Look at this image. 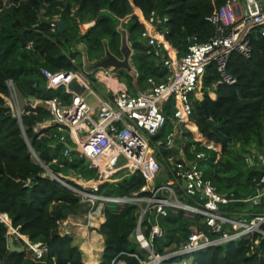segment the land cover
<instances>
[{"label":"trees","instance_id":"trees-1","mask_svg":"<svg viewBox=\"0 0 264 264\" xmlns=\"http://www.w3.org/2000/svg\"><path fill=\"white\" fill-rule=\"evenodd\" d=\"M12 1L11 5H0V211L7 212L12 225L27 234L31 241L40 242L43 252L35 255L33 249L22 241L24 250H10L9 226L0 221V261L3 263L10 255V264H86L73 234L60 230L63 219L85 212L81 210L80 195L49 174L42 162L76 187L81 185L69 177L71 170L85 177H93L95 171L77 152L72 151L70 156L64 154L71 141L59 140L62 131L58 126H49L40 132L35 130L37 122L51 115L44 106H28L30 112L23 114L22 127L5 104L6 79L12 77L24 96H58L65 102L70 101L71 93L65 87L43 91L46 79L41 67L53 71L84 68L85 60L102 58L106 46L121 55L118 24L129 17L124 26L133 47V64L140 73L138 81L144 89L149 76L161 79L166 74L161 60L141 37L150 26L151 18L157 15L166 17L167 37L172 43L168 55H182L192 42L189 36L195 35L200 42L210 38L213 24L207 16L224 0ZM56 13L66 23L64 30L58 26L52 28L46 18ZM85 22L89 24L82 32L80 25ZM30 40L33 44L28 48ZM251 42V56L233 52L228 60V69L236 76V82L219 84L215 89L216 98L205 93L214 123L208 122L197 101L189 125L194 139L213 142L217 147L209 161L207 176L220 191L233 192L240 198L253 194V177L264 173L256 157L251 163L244 156L245 152L254 155V150L264 153V35L252 33ZM79 44H84V48L80 49ZM119 75L128 79L132 86L133 77L127 70L121 69ZM218 76L216 64L211 63L204 76V85H212ZM215 157L217 161L214 162ZM143 183L142 174L134 173L116 183H102L100 192L129 194ZM247 205L249 202L245 201L230 203L232 208ZM253 209L264 211V202ZM136 211L133 204L122 207L114 203L106 205V218L99 228L105 237L100 264L144 262L147 252L132 240L137 223ZM162 223L167 233L157 240L161 251L165 245H178L188 237L192 228L199 227L182 212L170 213L162 218ZM257 239L258 243L255 242ZM194 258L198 264H264V237L255 233L215 244L197 251Z\"/></svg>","mask_w":264,"mask_h":264},{"label":"built area","instance_id":"built-area-1","mask_svg":"<svg viewBox=\"0 0 264 264\" xmlns=\"http://www.w3.org/2000/svg\"><path fill=\"white\" fill-rule=\"evenodd\" d=\"M12 3V0H0L1 7ZM41 11L43 13L44 9ZM46 18L55 28L61 16L56 13ZM207 18L213 24L210 38L200 42L195 35L189 36L192 42L188 50L182 55L171 56L168 55L172 43L167 37L166 17L157 15L151 18L150 26L141 37L161 60L166 74L161 79L149 76L148 88L137 86L140 73L134 64L128 71L136 85L134 91L127 89L119 75L120 70L114 71L112 67H99L93 71L86 68L53 71L41 67L47 88L65 87L71 93L68 102L58 96H24L12 77L6 79L7 91L3 97L10 111L22 119L23 114L30 112L28 106H44L51 115L37 122L35 130L40 132L43 128L58 126L62 131L59 140L71 141L64 154L70 156L75 151L94 169L93 177H85L73 170L69 172V177L81 187L61 178L65 185L80 195L81 202L93 204V210L87 214L88 226L93 217V229L100 228L106 218L105 207L108 204L121 207L133 204L137 207L133 237L147 252L142 264H198L194 254L199 250L255 233L264 237V211L253 209L264 202V173L253 177L254 192L246 198L220 191L207 176L209 161L217 151L216 145L194 139L189 131L196 102L206 92L216 98L215 89L219 84L236 82V76L228 69L231 54L239 52L246 57L251 56L252 33L264 35V0H224ZM124 21L118 24L120 32L127 30ZM32 44L30 40L27 47ZM211 63L216 64L219 76L212 85L205 86L204 76ZM92 73H96V78ZM73 78L84 87L82 93L69 88ZM98 83L105 87L102 94L96 91ZM212 91L216 93L215 97L211 95ZM89 95H93V102L88 101ZM166 128V137L161 138ZM71 146L76 149L72 150ZM254 152L253 160L256 157L264 168V153ZM134 173L142 174L144 183L129 194L100 192L102 183H116ZM240 201L249 202V205L242 208L230 206V203ZM100 204L101 210L97 212ZM179 212L193 219L199 227L192 228L188 237L178 245H165L161 251L157 240L167 233L162 218ZM0 221L9 226V235L31 247L35 255L42 254L41 243L31 241L27 234L14 227L7 212L0 211ZM255 242L258 243L259 239ZM117 264L127 263L119 261Z\"/></svg>","mask_w":264,"mask_h":264},{"label":"water","instance_id":"water-1","mask_svg":"<svg viewBox=\"0 0 264 264\" xmlns=\"http://www.w3.org/2000/svg\"><path fill=\"white\" fill-rule=\"evenodd\" d=\"M57 25L60 30H64L66 28V23L62 18L57 19ZM87 25H88V22L82 23L80 25L82 32H85ZM120 50H121V55H117L116 53L112 52L108 46H106L105 55L96 62L85 60L86 66L84 68H86L88 71H93L94 69H97L99 67H112L114 71H119L121 69L131 71L133 69V61H132L133 47L129 41V34L127 30L121 31ZM69 88L76 91L77 93H82L84 91V87L77 81L76 78H73L70 80ZM42 89L43 91L48 90L47 86H43ZM199 102L204 110V113L208 119V122L214 123V120L210 116V110H209L207 99L203 97L202 99H200ZM19 121L23 127L22 119H19ZM23 132H24V136L28 140L25 130H23ZM71 149L75 150L76 148L74 146H71ZM244 156L247 157L251 163H254L252 154L250 152H245ZM42 165L45 167V169L47 170L49 174H51L53 177L58 178L61 181V178L57 176V174L54 171H52V169L49 168L48 165L44 164L43 162H42ZM8 246H9V249L13 251L24 250V247L22 245H19L16 243V238L14 235L8 236ZM10 263H11L10 255H7V257L5 258L2 264H10Z\"/></svg>","mask_w":264,"mask_h":264},{"label":"bare ground","instance_id":"bare-ground-1","mask_svg":"<svg viewBox=\"0 0 264 264\" xmlns=\"http://www.w3.org/2000/svg\"><path fill=\"white\" fill-rule=\"evenodd\" d=\"M211 95L215 97L216 93L212 91ZM100 210H101V204L97 206L96 211L99 212ZM75 224H77L76 219H72L71 217L65 218L61 222V226L67 231H70V229ZM82 248L84 251V260L86 261L87 264H93V262H97L102 248L101 233L94 231V233H92V235L86 238L85 241L82 243ZM94 255L96 258L93 260Z\"/></svg>","mask_w":264,"mask_h":264},{"label":"crops","instance_id":"crops-1","mask_svg":"<svg viewBox=\"0 0 264 264\" xmlns=\"http://www.w3.org/2000/svg\"><path fill=\"white\" fill-rule=\"evenodd\" d=\"M89 24V23H88ZM87 28V27H86ZM80 49H83L84 48V44H79V46H78ZM127 86V85H126ZM136 86V85H135ZM137 86H139V88H142L141 86H140V84H139V81H137ZM97 88H96V91L98 92V93H104L105 92V87L103 86V84L102 83H98V85L96 86ZM134 89H135V87H134ZM81 216H82V218H85V215H71V216H69V217H71L72 219H76L77 220V224H75L76 226H73L71 229H70V231H68V232H73L72 234H73V236H74V242L76 243V244H78L79 246H80V248L82 249V251H83V248H82V243L85 241V239L86 238H88V237H90L91 235H92V233H94V231H97V232H99V229L98 230H94V229H92V231L90 232V231H87L88 230V228H87V224L85 223H82V222H79V221H81L80 219H82L81 218ZM77 225H80L79 227L77 226ZM75 229H79V231H80V233H81V235H82V238H83V240H81V241H79L78 242V238H77V236H76V233H74L76 230ZM61 232L62 233H66V229H63V228H61ZM101 233V232H100ZM101 243H102V248H101V251H100V255H99V259L97 260V262H93V264H100V262H101V260H102V255H103V251H104V247H105V237H104V235H103V233H101ZM83 258H84V251H83ZM96 257H95V255L93 256V260L95 259ZM85 261V260H84ZM85 263H86V261H85ZM87 264V263H86Z\"/></svg>","mask_w":264,"mask_h":264},{"label":"rangeland","instance_id":"rangeland-1","mask_svg":"<svg viewBox=\"0 0 264 264\" xmlns=\"http://www.w3.org/2000/svg\"><path fill=\"white\" fill-rule=\"evenodd\" d=\"M100 74H102V72H101ZM92 76H94V78H96V73H92ZM122 80L126 83V85H127V89H129V90H131V91H134V90H135V89H134L135 84H134V80H133V78H132V86H130V83H129V80H128V79L122 77ZM148 87H149V84L147 83V86H146L145 88H148ZM203 97H205V95H203ZM93 99H94L93 95H89V96H88V101L93 102ZM21 108H24V104H21ZM167 132H168V128H166V129L164 130V132L160 135V137H161V138H165ZM163 179L166 180V178H163ZM164 180H163V181H164ZM82 203H83V205H82L81 210H82V211H85V212H84V213H81V214H79V215H85V218H82V216H81L82 219H80L81 221H79V222H82V223H84V224H85V223L87 224L88 219H89V216H88L87 214H88L89 211L93 210V209H92V208H93V204H92V203H88V202H82ZM92 215H93V214H92ZM76 221H77V220H76ZM90 224H91V225L87 226V228H88L87 231H90V232H91L92 229H93V217L90 219ZM74 226H76V225H74ZM77 226L79 227L80 225H77ZM75 230H76V231H75L74 233H76V236H77V238H78V242L81 241V240H83L82 235H81L79 229H78V230L75 229ZM66 233H73V232H66ZM132 240H133V244H135L137 247H140L139 244L136 242V240H135L133 237H132ZM159 240H160V239H159ZM16 243L19 244V245L24 246L23 243H22L20 240H18V239H16ZM172 245L174 246V244H172Z\"/></svg>","mask_w":264,"mask_h":264}]
</instances>
